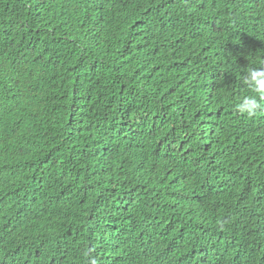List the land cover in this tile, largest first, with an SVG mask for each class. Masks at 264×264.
Instances as JSON below:
<instances>
[{
  "label": "trees",
  "instance_id": "trees-1",
  "mask_svg": "<svg viewBox=\"0 0 264 264\" xmlns=\"http://www.w3.org/2000/svg\"><path fill=\"white\" fill-rule=\"evenodd\" d=\"M249 69L264 0H0V264H264Z\"/></svg>",
  "mask_w": 264,
  "mask_h": 264
},
{
  "label": "clouds",
  "instance_id": "clouds-1",
  "mask_svg": "<svg viewBox=\"0 0 264 264\" xmlns=\"http://www.w3.org/2000/svg\"><path fill=\"white\" fill-rule=\"evenodd\" d=\"M245 83L252 88L254 95L244 97L242 102L237 106V109L241 114H247L251 118L256 115L257 110L261 107L257 97L264 98V72L249 69ZM89 264H97L96 259L90 258Z\"/></svg>",
  "mask_w": 264,
  "mask_h": 264
},
{
  "label": "rangeland",
  "instance_id": "rangeland-1",
  "mask_svg": "<svg viewBox=\"0 0 264 264\" xmlns=\"http://www.w3.org/2000/svg\"><path fill=\"white\" fill-rule=\"evenodd\" d=\"M213 86H210V85ZM204 100L207 101L211 98L217 99L219 97L225 98L227 94V85L220 78L215 77L207 86L204 87Z\"/></svg>",
  "mask_w": 264,
  "mask_h": 264
}]
</instances>
